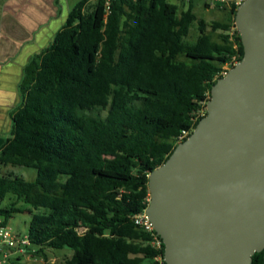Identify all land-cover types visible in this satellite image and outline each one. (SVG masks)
Returning a JSON list of instances; mask_svg holds the SVG:
<instances>
[{
	"label": "trees",
	"instance_id": "obj_1",
	"mask_svg": "<svg viewBox=\"0 0 264 264\" xmlns=\"http://www.w3.org/2000/svg\"><path fill=\"white\" fill-rule=\"evenodd\" d=\"M91 1L71 8L20 86L0 166L36 169L37 178L0 175V218L31 215L27 234L42 264H157L164 250L132 217L149 204L150 173L206 115L223 68L243 60L239 32L237 49L229 34L238 7L231 0V20L209 25L193 1L181 12L169 0ZM65 248L70 257L49 262L47 250ZM252 264H264V253Z\"/></svg>",
	"mask_w": 264,
	"mask_h": 264
},
{
	"label": "water",
	"instance_id": "obj_2",
	"mask_svg": "<svg viewBox=\"0 0 264 264\" xmlns=\"http://www.w3.org/2000/svg\"><path fill=\"white\" fill-rule=\"evenodd\" d=\"M235 26L244 58L212 87L206 115L149 175L147 216L165 264H252L264 253V0Z\"/></svg>",
	"mask_w": 264,
	"mask_h": 264
},
{
	"label": "crops",
	"instance_id": "obj_3",
	"mask_svg": "<svg viewBox=\"0 0 264 264\" xmlns=\"http://www.w3.org/2000/svg\"><path fill=\"white\" fill-rule=\"evenodd\" d=\"M59 5V0H0V146L11 129L5 122L10 119L12 123L22 102L24 68L37 56L39 42L47 41L48 35L52 41L55 36L53 26L59 20L55 17Z\"/></svg>",
	"mask_w": 264,
	"mask_h": 264
},
{
	"label": "rangeland",
	"instance_id": "obj_4",
	"mask_svg": "<svg viewBox=\"0 0 264 264\" xmlns=\"http://www.w3.org/2000/svg\"><path fill=\"white\" fill-rule=\"evenodd\" d=\"M193 1V12L197 15L199 19H204L209 25L215 21L226 23L230 21V13H229V7L227 8H218L217 6L210 7L208 0H192ZM61 5H59V14L55 17L59 18V20L55 19V23L53 26V35L56 34L57 30L61 28V26L64 24L66 17L68 15L69 9L73 8V6L78 2V0H59ZM67 2H69V5H67ZM96 0H92L91 3L88 5H93ZM170 3L175 4L179 6V12L188 10L189 6L191 5L190 2L182 1V0H169ZM198 23L195 22L191 26V33L189 37L187 38V41L194 42L198 38V29H197ZM220 31L218 32H211L214 40H219ZM52 37L48 35L47 41L39 42L38 44V52L37 55L40 54L44 48H46L52 41H50ZM35 58V57H34ZM36 59V58H35ZM31 61V60H30ZM28 64V63H27ZM33 69V70H32ZM34 71V65H32L29 62V65L27 68H24L23 71V77H22V83L28 84L31 80V77L33 75ZM6 123L7 129L10 128L11 121L8 119ZM2 123H0V126ZM10 135H7L6 138H8ZM9 173H13L14 176L22 178L26 181H34L37 178V170L32 168H25V167H5L0 166V175H6ZM8 202V201H7ZM7 202H4L2 206H5ZM31 221V215L28 213H18L14 214L12 218L9 220V228L17 233L20 234H27L29 223ZM48 260L50 263L53 262H63L65 259L70 257L72 255V250L65 248L63 250H47L46 251ZM37 255V252L34 253ZM11 260L7 264H42L44 262V259L41 256H31L26 255L20 258L19 260Z\"/></svg>",
	"mask_w": 264,
	"mask_h": 264
},
{
	"label": "built area",
	"instance_id": "obj_5",
	"mask_svg": "<svg viewBox=\"0 0 264 264\" xmlns=\"http://www.w3.org/2000/svg\"><path fill=\"white\" fill-rule=\"evenodd\" d=\"M191 2L192 0H182ZM245 0H236L234 4L239 8ZM210 7L212 6H231L233 2L231 0H208ZM109 5V1L107 2ZM237 28L236 26L232 27L229 34L231 35V40L234 43L235 49H237V44L234 41V37L236 34ZM239 61L233 58L230 64H227L223 71L220 73L222 77H225L230 69L235 67ZM184 137H181V139ZM134 225L139 227L141 230L147 232L152 237V247L161 252L164 250V243L160 236L154 229L152 222L147 216L146 209L143 212L134 215L132 217ZM36 249L33 248L31 240L28 234H20L12 231L8 225H3V221L0 218V264H7L11 260L20 259L23 256L31 255L35 253ZM157 264H165L164 256L162 254H158L155 258Z\"/></svg>",
	"mask_w": 264,
	"mask_h": 264
}]
</instances>
